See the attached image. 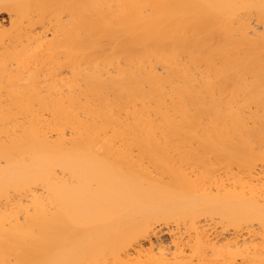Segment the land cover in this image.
Here are the masks:
<instances>
[{
  "label": "bare ground",
  "instance_id": "bare-ground-1",
  "mask_svg": "<svg viewBox=\"0 0 264 264\" xmlns=\"http://www.w3.org/2000/svg\"><path fill=\"white\" fill-rule=\"evenodd\" d=\"M0 264H264V0H0Z\"/></svg>",
  "mask_w": 264,
  "mask_h": 264
}]
</instances>
